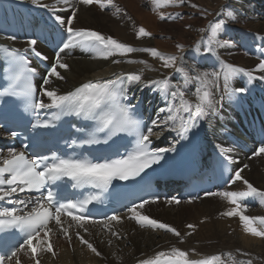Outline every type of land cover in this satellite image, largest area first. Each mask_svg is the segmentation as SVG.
I'll return each mask as SVG.
<instances>
[{
    "label": "bare ground",
    "instance_id": "obj_1",
    "mask_svg": "<svg viewBox=\"0 0 264 264\" xmlns=\"http://www.w3.org/2000/svg\"><path fill=\"white\" fill-rule=\"evenodd\" d=\"M40 3L48 7L33 4L32 0H0V43L12 45L21 50L30 48L28 41L31 39L19 38L8 28L2 27L3 25L9 27L11 23H22L27 17H41L50 27V34L53 35L49 42L57 46L58 51L66 30L58 23L56 16L67 20L73 9L57 4L56 0H40ZM71 3L78 9L73 21L75 28L98 31L106 37L111 36L133 47L156 48L165 54H178L176 45L181 44L184 50L180 53L182 56L180 63L190 69L194 68L196 72L219 71L222 68L221 62L252 71L255 78H249L244 73H237L230 80L228 91H225L221 78L219 87L214 90L215 108L202 119L204 129L197 150L199 156L212 152L226 154L233 163L234 172L243 169L241 175L254 187L264 190V155H253L254 150L260 145H251L246 131L251 125L252 118H256L259 108L264 107V80L259 79V76L264 73L256 71L257 64L264 59V0H185V3L179 7L161 9L166 16L170 17L165 20H160L153 11L152 0H114L115 6L121 9L119 13L112 6L101 10L98 5H80L78 0H71ZM192 4L198 7L193 8ZM53 5H55V11L51 10ZM202 10L207 11L205 13ZM221 20L224 21V25L217 35L219 43L213 45V52L207 53L204 51L207 45L205 41L210 33H202L200 29H206L210 23ZM141 26L152 33L151 37L137 38L136 33ZM9 37H15V39H9ZM35 48L47 56L50 64L54 62L56 52L50 53L39 42ZM61 57L69 66L67 70L58 69L64 76L63 80L52 77V83L44 86L43 78L47 71L37 68L36 81L40 98L44 103L50 102L44 95L45 87L56 89L63 95L85 81L102 82L114 80L122 73L142 72L143 82L129 84V92L132 97H143L148 118L146 128L153 127L154 133H159L158 136L150 137L155 141V147L170 148L185 133V131L176 130L172 122L167 125L160 124L159 127L152 125L153 120L160 121L167 113L159 112L160 108L166 107L165 95L150 81L170 75L173 85L179 84L184 87L180 75L171 69L163 68L159 59L153 58L149 53L135 52L128 54L126 58L114 56L105 60L99 58L95 51L79 46L66 49L64 53H61ZM117 59L123 62L119 64L112 62ZM128 59L143 60L147 64L127 63ZM241 87L245 91H236ZM186 88L189 92L194 91V82L189 83ZM189 98L194 99L191 96ZM242 113L245 115L244 120L240 116ZM251 115L252 118H250ZM184 116L188 120V129L192 121L188 119L187 114ZM236 142L248 145L247 152L236 149L234 145ZM7 152L0 151V156H7ZM245 164L248 165L246 169L243 167ZM226 190H246V185L242 181H234L221 191ZM203 196L195 200L180 201L178 204H169L167 201L170 199H158L154 203L145 205L147 208L145 214L150 218L162 219L175 227L184 235H181L184 238L182 242L171 233H163L151 228L140 230L136 226L138 224L136 221L123 220L119 224L112 223L111 231L90 225L89 233H82L102 253L101 257H96L85 245H81L75 236L69 243L63 235L52 234L51 241L57 255L53 257L50 253L44 254L41 262L138 264L142 259L152 258L161 251L168 252L172 246H175L182 250L195 249L200 257L231 252L237 261L251 259L252 264H264V238L245 233L239 217L222 215L223 212L234 207L223 197L220 196L217 200L204 199L203 202H199L200 204H196ZM157 203L161 204L158 206ZM245 204L247 205L246 215L264 216V206L260 205L258 199L249 198ZM207 216L210 217L209 220L206 219ZM190 223L197 224V229L188 228L187 225ZM191 230L193 234L189 235ZM112 232L118 233V236L113 235ZM119 237L122 239L117 240ZM126 242L127 245H125ZM228 264H231V261Z\"/></svg>",
    "mask_w": 264,
    "mask_h": 264
},
{
    "label": "snow or ice",
    "instance_id": "obj_2",
    "mask_svg": "<svg viewBox=\"0 0 264 264\" xmlns=\"http://www.w3.org/2000/svg\"><path fill=\"white\" fill-rule=\"evenodd\" d=\"M33 4L47 8L48 5L41 4L40 0H32ZM57 4H63L72 8L71 15L67 20L56 16L58 23L66 30L67 37L62 41V46L56 51L54 62L47 70L46 76L43 78V85L47 86L52 83L51 78L54 77L63 80L64 76L58 69H68V65L63 61L61 53L66 49L79 46L88 50H93L101 59H109L110 57L120 56L127 57L128 54L135 52L149 53L153 58H157L162 62V67L171 69L174 73L180 75L183 80L184 87L181 85H173L170 75L159 80L150 81L152 85L165 95L166 107L160 108L159 112L167 113L160 121L153 120L152 125L159 127L160 124L167 125L169 122L175 126L178 131H186L188 119L194 124L197 120L204 119L210 111L215 108L216 99L214 90L219 87V81L223 79L225 91L229 90V82L237 73H244L249 78L253 77V72L241 67L234 66L230 63L221 62V70H213L211 72H196L194 68L190 69L180 63L184 46L177 44L178 54H165L156 48H137L122 43L111 36H105L98 31L75 28L73 21L76 18L78 9L71 3V0H56ZM80 5H98L101 10L112 6L116 8V12L121 11L115 6L114 0H78ZM153 11L156 12L160 20L170 18L164 14L161 9L179 7L185 3V0H152ZM193 8L198 5L192 4ZM55 11V5L51 8ZM206 13L207 10H202ZM231 16V14H229ZM235 18L234 16L232 17ZM224 25V21L210 23L208 28H202L200 31L210 33L207 36V45L204 51L211 53L214 51L213 45L218 44V32ZM137 38L151 37L152 33L147 31L143 26L138 28ZM15 39V37H9ZM203 39V38H202ZM34 55L41 60H47V56L37 51L35 46L37 41L31 39L28 41ZM17 67L14 76L16 87H22L25 96L31 98L36 89L31 81V76L35 74V69L28 66L29 62L21 55L18 49H9L7 47L0 48ZM115 64L123 61L113 60ZM127 63L147 64L143 60L128 59ZM256 71L264 73V59H261L256 66ZM192 73H195L194 75ZM264 80V75L259 76ZM143 82L142 72L122 73L114 80L108 81H89L83 83L74 91L66 94H59L56 89L43 88L50 103L46 104L42 100L30 104V108L34 110H43L46 108H56L61 112L70 114L75 112L76 115L83 114L86 118L94 119L98 124V131H107L109 137L120 132L133 130L136 132L138 139L135 151L121 159H113L110 161L93 162L89 159H63L53 157L49 162L47 158L38 157L29 159L23 151H17L10 148L7 156H0V201H7L10 207L0 208V232H11L16 230L21 234V239L17 241V246L10 247L0 237V243L6 249L0 254V264H22L21 254L28 257L32 264H42L41 257L50 253L53 257L57 255L51 241L52 234L63 235L69 243L73 236L79 240L81 245H85L87 249L96 257H101L102 253L96 246L82 233H89V225L100 223L92 220L84 214L87 205L97 200L96 195H90L78 202L68 200L65 202L57 201L54 193L49 190L46 195H42L35 201L23 199H11L18 192L41 191L50 182H56L64 177L74 181L73 187H83L91 185L96 188L106 189L113 180H129L139 176L151 165L156 164L160 160V156L150 152L148 144L150 137L158 136L159 133L153 131V127H147L146 131L140 127V122L133 120L130 110L134 108L131 105L121 104V98L128 99V85ZM194 82L195 90L189 92L186 86ZM238 92L245 91L244 88L236 89ZM7 95H15V92H6ZM194 97V99L189 97ZM179 122V123H177ZM49 127L48 121H44L41 125ZM13 136L16 133H12ZM86 143H100L99 140L89 139ZM105 143L107 140L104 141ZM26 147V146H25ZM164 151V150H162ZM254 156L264 155V143L254 150ZM245 169L248 165L243 166ZM243 169L236 170L233 181H242L246 185V190L241 191H221L219 193H208L212 196H221L234 207L222 213L228 217H239L240 223L245 233H249L254 237L264 238V216H249L245 214L247 205L245 201L249 198L258 199L260 205L264 206V190L254 187L241 172ZM156 202L142 200L139 204H132L128 208L129 219L136 221L141 227L151 228L153 230H163L181 238V233L168 223L161 222L157 219L150 218L148 215L141 213V209L149 203ZM169 204L180 203L175 197L167 201ZM121 217L112 215L107 217L103 227L111 231L112 222L119 223ZM188 228H194V225H187ZM113 235L118 233L112 232ZM190 235V233H189ZM247 255V253H243ZM195 249L182 250L179 247L172 246L168 252H158L152 258L142 259L138 264H252V260L237 261L236 257L231 253H219L214 255L203 256ZM225 257L227 259H225ZM165 258V259H162Z\"/></svg>",
    "mask_w": 264,
    "mask_h": 264
},
{
    "label": "rangeland",
    "instance_id": "obj_3",
    "mask_svg": "<svg viewBox=\"0 0 264 264\" xmlns=\"http://www.w3.org/2000/svg\"><path fill=\"white\" fill-rule=\"evenodd\" d=\"M205 39H206V37H205ZM205 43L207 44V41H205ZM126 44H128V43H126ZM128 45H130V46H133V45H131V44H128ZM226 191H228V190H226ZM221 192V191H220ZM219 197V198H218ZM212 198H214L213 200H217V199H220V196H218V195H216V196H212V195H206V196H203L202 198H200L201 199V201H197V203L196 204H200L199 202H203L204 201V199H206V201L207 200H211ZM161 203H157V205L159 206ZM156 205V206H157ZM155 206V205H154ZM145 210H147V208H143V209H141L140 211H141V213H143V214H145L146 213V211ZM128 215H130V214H127V215H122L121 216V221L120 222H122L123 220H126V221H131L132 222V219L130 220L128 217ZM146 215V214H145ZM213 215H214V213H213ZM154 219H157V220H159V221H161V222H164V223H167L166 221H164V220H162V219H159V218H154ZM206 219L207 220H209L210 219V217L209 216H207L206 217ZM189 221H190V218L188 219ZM188 220H186L187 222H188ZM186 221H185V223H186ZM119 222V223H120ZM112 223H115V224H119V223H117V222H112ZM187 224V223H186ZM191 224V223H190ZM177 225H179V224H177ZM193 225V224H192ZM136 226H137V228H140V230H145L146 228L145 227H141L139 224H136ZM195 227V229H197V224L196 225H194ZM161 232H163V233H167V232H165V231H163V230H160ZM190 234H193V231L191 230L190 231ZM181 235H182V233H181ZM182 236H184V235H182ZM181 236V237H182ZM122 239V237H119V238H117V240H121ZM181 239V238H180ZM184 239V238H183ZM128 243L126 242V244L125 245H127ZM99 260H100V258H98Z\"/></svg>",
    "mask_w": 264,
    "mask_h": 264
}]
</instances>
